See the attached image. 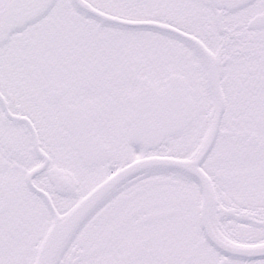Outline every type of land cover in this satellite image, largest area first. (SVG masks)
Listing matches in <instances>:
<instances>
[{"label": "snow or ice", "instance_id": "snow-or-ice-1", "mask_svg": "<svg viewBox=\"0 0 264 264\" xmlns=\"http://www.w3.org/2000/svg\"><path fill=\"white\" fill-rule=\"evenodd\" d=\"M0 264H264V0H0Z\"/></svg>", "mask_w": 264, "mask_h": 264}]
</instances>
